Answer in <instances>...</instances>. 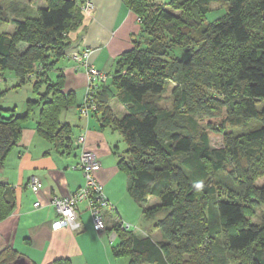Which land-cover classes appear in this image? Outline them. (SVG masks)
I'll return each instance as SVG.
<instances>
[{
    "label": "trees",
    "instance_id": "obj_1",
    "mask_svg": "<svg viewBox=\"0 0 264 264\" xmlns=\"http://www.w3.org/2000/svg\"><path fill=\"white\" fill-rule=\"evenodd\" d=\"M12 1L18 13L20 5ZM43 1L35 17L23 11L12 19V35L0 32V75L16 77L12 90L29 82L38 97L27 101L22 115L16 108L0 109V167L33 105L39 107L37 135L60 155L77 149V127L60 120L75 107L76 95L64 91L57 65L71 46L69 34L82 22L84 0ZM153 2L122 0L139 20L140 32L108 82L95 88L96 110L90 115L125 143L126 150L113 155L143 216L164 217L154 224L159 241L115 224L111 231L118 243L110 255L129 264H264V216L260 224L251 221L256 208H264V185L256 186L264 177V0H170L169 9ZM213 4L225 14L204 25ZM4 22L0 6V25ZM174 49L185 58L171 56ZM168 83L175 84L172 111L159 106ZM113 100L126 110L121 118L111 110ZM193 115L201 127L194 137L185 129L187 119L183 126L173 123ZM216 136L224 140L219 149L209 143ZM148 198L159 204L146 207ZM15 206L13 190L0 183V221ZM22 258L12 247L0 250V264Z\"/></svg>",
    "mask_w": 264,
    "mask_h": 264
},
{
    "label": "crops",
    "instance_id": "obj_2",
    "mask_svg": "<svg viewBox=\"0 0 264 264\" xmlns=\"http://www.w3.org/2000/svg\"><path fill=\"white\" fill-rule=\"evenodd\" d=\"M90 1L94 5L93 12L83 15L80 26L69 34L71 46L57 65L64 75V91H73L76 95L75 107L62 112L60 120L77 127L73 135L77 149L69 155L55 153L37 135V120L28 121L16 147L0 167V183L13 190L16 200L10 216L0 221V250L12 247L20 252L23 258L19 262L22 264H52L59 259H68L70 264H125L118 261L121 259L114 263L111 258L109 245L118 242L111 229L117 220L138 225L143 218L142 209L127 191V176L116 167L113 152L118 151L121 137L108 128L101 129L91 115L88 118L79 115L77 107L84 99L86 78L83 72L74 71L69 58L71 51L90 49L93 51L89 57L90 64L110 77L119 56L133 47L140 24L136 15L124 7L122 0ZM31 2H24V5L30 9L35 6ZM38 2L39 7L45 8L43 0ZM26 6H20L18 13L26 11ZM6 74L0 75V94L5 93L0 97L14 91L12 88L17 84L16 77L12 81V77H5ZM8 80L12 81V86L7 84ZM110 107L114 115L118 113V117L115 115L117 118L126 113L118 103L116 112L111 104ZM80 133L85 135V149L95 152L100 163L94 178L101 185L102 194L108 202V207L102 209L104 229L99 233L94 230L87 203L82 201L77 205L78 230L52 231L51 223L56 214L49 205L50 199L69 196L85 183L82 172L75 168L80 153L76 139ZM31 178L41 184L37 193L27 187ZM37 201L40 206L34 208L33 204ZM152 240L159 241L160 238Z\"/></svg>",
    "mask_w": 264,
    "mask_h": 264
},
{
    "label": "built area",
    "instance_id": "obj_3",
    "mask_svg": "<svg viewBox=\"0 0 264 264\" xmlns=\"http://www.w3.org/2000/svg\"><path fill=\"white\" fill-rule=\"evenodd\" d=\"M80 9L83 13H90L94 10V5L90 0H84ZM92 53L93 51L90 49L75 50L69 56L70 60L73 62L74 71L83 72L86 78L83 104L78 110L82 118H88L91 112L96 110V104L91 101L95 88L98 85L106 84L110 79L107 74L97 70L90 64L89 57ZM76 144L79 146L80 153L78 164L75 168L82 172L85 183L83 187L69 196L52 197L50 199L49 205L53 207L56 214L51 223V230H78L77 205L85 201L92 218L94 230L99 233L104 229L102 209L108 207V202L102 194V187L94 178V174L100 168V163L95 152L85 149L84 133H80L77 137ZM27 187L33 193H37L41 188V184L37 179L31 178L27 183ZM39 206V201L33 204L34 208H38ZM116 224L120 230L130 228L129 224L119 220L116 221ZM113 236H115L114 232Z\"/></svg>",
    "mask_w": 264,
    "mask_h": 264
},
{
    "label": "rangeland",
    "instance_id": "obj_4",
    "mask_svg": "<svg viewBox=\"0 0 264 264\" xmlns=\"http://www.w3.org/2000/svg\"><path fill=\"white\" fill-rule=\"evenodd\" d=\"M39 0H32L29 1V0H21L20 2H17L18 4H20V6H26L24 5V2L26 4H33L35 5L34 7L32 8H28L27 7V10H26V14L27 16H30V17H35L36 16V11L41 8L39 7ZM153 1V0H152ZM170 0H154L153 3H157V4H161V5H164V8L166 9H169L167 7V5L165 4H168ZM12 0H0V6L1 8L4 10V13H5V17H6V20L7 22H4L0 25V32L2 33H7L9 35H12V33L14 32L15 30V27L14 25L12 24V19H15V18H20V16H18L19 14L18 13H15L13 11V7L14 5L12 6ZM80 12L84 15V16H87L90 13H83L80 9ZM93 12V11H92ZM225 14V9L222 7V6H219V5H216V4H213L211 5V8H210V12L206 15V20H205V23L204 25H207V24H210V23H213L219 19H221ZM73 52L71 51L69 53V56L72 54ZM171 56H177L179 55L180 57L182 58H185V54L183 51H178L176 49H174L171 54ZM54 74V73H52ZM51 74V75H52ZM7 79L9 77H12V81L13 79H15V76L11 73V72H7L6 76H5ZM53 77V75H52ZM12 81L8 80L7 81V84L9 86H12ZM86 87V86H85ZM175 87V84L174 83H168L167 87H166V90L165 92L163 93L162 95V99L159 103V106L162 107L163 109H165L166 111H172V89ZM38 97L35 96L32 91H31V84L29 82L25 83L24 85H22L19 89L17 90H14L12 92L9 91V93L7 95H5L4 97H0V109L2 110H11L13 108H16V114L17 115H22L26 112V109H27V101L28 100H36ZM116 105H117V102L116 100H113L111 102V106H112V109L114 112H116ZM38 112H39V108L35 105H33L31 107V117H30V122L34 121V120H37L38 119ZM117 117H118V113L115 114ZM184 119H187L185 120V125H187V128H185L186 130L190 131L191 135L194 137L198 134L199 130H200V126L197 124V116L193 115V116H186L184 117L183 119L182 118H179V117H176L173 119V123L174 124H178L179 126H183L184 123H182V120ZM180 129V128H179ZM224 140L222 137H219V136H216V137H212L210 139V147L213 148V149H219L221 147H223V143ZM118 153H123L125 150H126V145L125 143L123 142V140L120 139V142L118 144ZM223 177H222V182L227 184L228 183V178L225 177L226 175L222 174ZM264 185V177L260 178L259 180L256 181V186H263ZM222 189H218L217 193H220ZM223 196H216V199H220L222 198ZM147 204H146V207H154L156 205L159 204V201L156 199V198H148L147 199ZM264 216V208L262 206H259L256 208L255 210V215L253 216V218L251 219V221L254 223V224H260L261 221H262V217ZM164 217V214H157V215H153V216H149V217H145L143 216L142 218V221L140 223L135 224V223H132V224H129L130 227H131V230L135 233V235L139 238H143V237H146V236H149L151 237L152 239H159L160 238V235H159V232L155 229L154 227V224L162 219ZM126 223V222H124ZM118 242H114V243H111L109 245V247H113V246H116ZM112 260L114 261V263L117 261V259H114L112 256H111ZM118 261H122L124 262L125 264H129L128 263V260L126 258H123L121 260H118ZM113 263V262H112ZM17 264H22V262H18Z\"/></svg>",
    "mask_w": 264,
    "mask_h": 264
}]
</instances>
